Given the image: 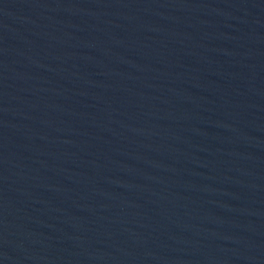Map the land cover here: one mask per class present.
Returning <instances> with one entry per match:
<instances>
[{
  "label": "water",
  "instance_id": "obj_1",
  "mask_svg": "<svg viewBox=\"0 0 264 264\" xmlns=\"http://www.w3.org/2000/svg\"><path fill=\"white\" fill-rule=\"evenodd\" d=\"M0 264H264V0H0Z\"/></svg>",
  "mask_w": 264,
  "mask_h": 264
}]
</instances>
